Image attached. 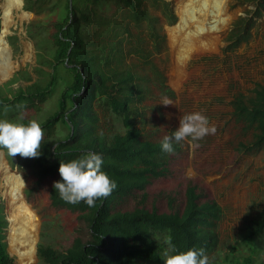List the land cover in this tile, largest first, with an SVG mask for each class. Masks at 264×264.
Here are the masks:
<instances>
[{"label":"trees","instance_id":"trees-1","mask_svg":"<svg viewBox=\"0 0 264 264\" xmlns=\"http://www.w3.org/2000/svg\"><path fill=\"white\" fill-rule=\"evenodd\" d=\"M60 1L64 3L52 35L51 72L42 87L37 88L33 83L25 92L19 88L15 99L17 102L42 101L53 92L59 78L63 80V75L66 84L59 94L56 111L41 127L49 129L60 120L69 125L70 131L52 143L47 137L43 139L37 158L15 156L23 164L33 165L37 187L51 176H55L54 182H62L61 162L95 153L103 159L101 170L117 187L108 197L96 200L89 207L85 201L70 204L62 200L53 182L49 191L51 205L78 213L87 223L90 237L85 243L74 239L65 251L38 244V260L42 264H161L167 249L170 255L193 248L204 249L209 254L217 241L216 227L222 213L214 201L201 200L194 186L186 187L181 213L158 214L154 208L142 207L124 212L115 209L135 191L141 192L143 199L149 182L167 170L166 162L171 154L162 150L163 139H144L136 121H142L140 105L148 93L139 67L147 65L152 73V56L166 48L162 25H173L176 21L170 3L165 0H26L25 5L35 13L44 8L52 12L55 3ZM244 1L254 4L253 17L261 16L264 0ZM245 25L247 20L230 32L229 47L248 40V29L241 31ZM251 93L232 98L231 116L243 133H250V139L240 145L244 151H264V85L256 84ZM97 109L111 116L120 131H101ZM173 147L172 154L180 149L175 142ZM168 200L171 206L173 199L168 197ZM6 227L7 221L0 210V264H13L4 241ZM263 232L264 211L246 228L243 240L252 243ZM168 236L175 252L165 243ZM234 264L253 262L250 257H243Z\"/></svg>","mask_w":264,"mask_h":264},{"label":"rangeland","instance_id":"rangeland-1","mask_svg":"<svg viewBox=\"0 0 264 264\" xmlns=\"http://www.w3.org/2000/svg\"><path fill=\"white\" fill-rule=\"evenodd\" d=\"M21 1V8L12 12L9 28L3 36L10 51L12 69L0 80V119L12 122L34 119L41 125L56 111L59 94L66 84L65 77L61 75L63 80L59 78L53 92L42 101L17 102L15 97L19 88L25 92L33 83L37 88L45 84L51 72L52 35L64 2L55 3L52 12L44 8L35 13L26 9V0ZM167 2L176 21L173 25H162L166 48L152 56V73L147 65L139 67L148 93L140 105L142 121H136V126L144 139L159 141L179 127L183 116L200 112L208 118L210 126L216 127V133L198 141L189 138L178 143L180 149L167 159L164 175L152 179L145 187V197L142 199L141 192L135 191L115 209L124 212L142 207L154 208L158 214L181 213L186 187L194 186L201 200L214 201L222 213L216 227V244L207 254L209 264H234L243 257H250L253 264H264V232L252 243L243 240L246 228L264 211V151H244L240 145L250 139V133H243L231 116L234 96H249L256 84L264 85V10L261 16L253 17V3L225 0L216 17L217 27L201 33V18L196 13L191 15L190 21L183 20L181 11L187 0ZM1 5L0 0V38L3 31ZM185 8L192 13V8ZM244 20L248 25L241 31L248 29V40L229 47L230 32ZM165 96L173 101L172 106L162 105ZM97 114L101 131H120L111 116L100 109ZM69 131L68 124L57 120L44 130L43 139L47 137L52 143ZM197 144L198 147L193 146ZM0 152L8 166L19 172L24 181L23 197L38 220L36 250L38 244H43L65 251L76 238L83 243L88 241V225L78 213L51 205L49 191L55 176L45 178L36 187L32 164H23L3 147ZM168 197L173 199L171 206ZM5 205L0 196V210L8 218ZM7 230L8 225L4 239L6 249L14 259L13 264H18ZM35 256L34 264H42L36 252ZM165 260L164 252L161 264H165Z\"/></svg>","mask_w":264,"mask_h":264},{"label":"clouds","instance_id":"clouds-1","mask_svg":"<svg viewBox=\"0 0 264 264\" xmlns=\"http://www.w3.org/2000/svg\"><path fill=\"white\" fill-rule=\"evenodd\" d=\"M172 104L173 101L168 97L162 98V105L172 106ZM215 133L216 127L210 126L206 116L200 112L191 113L179 120V127L171 135L164 136L161 148L164 152L172 154L174 142L180 143L189 138L191 141H198ZM43 138L44 130L34 119L27 124L0 119V147L7 149L11 156L19 154L25 158L39 157ZM102 164V157L95 153H87L67 163L61 162L59 175L62 182H54L53 187L58 190L60 198L65 202L76 204L85 201L89 207H92L96 200L108 197L117 187L116 182L101 170ZM165 243L175 252L171 236L165 237ZM165 256V264H209V257L204 249L193 248L171 255L166 251Z\"/></svg>","mask_w":264,"mask_h":264},{"label":"bare ground","instance_id":"bare-ground-1","mask_svg":"<svg viewBox=\"0 0 264 264\" xmlns=\"http://www.w3.org/2000/svg\"><path fill=\"white\" fill-rule=\"evenodd\" d=\"M2 5V34L0 38V80H3L11 72L9 60L10 51L3 39L12 19V12L21 8V0H1ZM225 0H187L181 11L183 20H189L193 13L201 18L199 30L201 33L217 27L216 17L221 12V6ZM226 3V2H225ZM226 6V5H225ZM224 10V9H223ZM25 16V15H22ZM21 16V17H22ZM190 41V40H188ZM29 47V46H26ZM28 49L26 51L28 52ZM1 82V81H0ZM24 181L21 174L11 169L0 152V196L6 202L8 236L10 248L16 256L18 264H34L37 242L38 220L35 213L26 204L22 188Z\"/></svg>","mask_w":264,"mask_h":264},{"label":"water","instance_id":"water-1","mask_svg":"<svg viewBox=\"0 0 264 264\" xmlns=\"http://www.w3.org/2000/svg\"><path fill=\"white\" fill-rule=\"evenodd\" d=\"M165 1H168V0H165ZM5 219H6V221H7V225H8V223H9V221L7 220V218L5 217ZM36 252V251H35Z\"/></svg>","mask_w":264,"mask_h":264}]
</instances>
